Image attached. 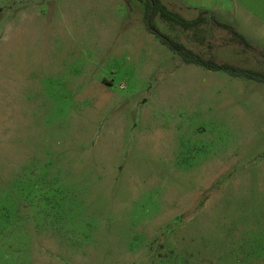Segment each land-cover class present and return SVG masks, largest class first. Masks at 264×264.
Instances as JSON below:
<instances>
[{
    "label": "rangeland",
    "instance_id": "1",
    "mask_svg": "<svg viewBox=\"0 0 264 264\" xmlns=\"http://www.w3.org/2000/svg\"><path fill=\"white\" fill-rule=\"evenodd\" d=\"M223 8L197 35L153 24L264 74V41L216 26ZM144 17L138 0H0V264H264V83L184 63Z\"/></svg>",
    "mask_w": 264,
    "mask_h": 264
},
{
    "label": "trees",
    "instance_id": "2",
    "mask_svg": "<svg viewBox=\"0 0 264 264\" xmlns=\"http://www.w3.org/2000/svg\"><path fill=\"white\" fill-rule=\"evenodd\" d=\"M144 4L145 17L144 22L147 29L156 35L160 41L166 45L170 50L176 52L182 61L186 64H195L205 67L213 71H225L234 77H245L250 80L264 83V74L255 72L252 70L243 69L240 67L218 64L212 60H205L200 55L186 48L184 45L172 40L169 36L162 34L153 24V20L156 16H159L171 29L180 27L184 31H192L194 35H197L204 30L201 26L206 22L205 13H199V15L191 20H187L180 16L178 13L170 11L160 0H138ZM211 21L221 29L228 31L234 36V39L245 48H253V46L247 42L242 35L236 32L232 27L226 24H221L211 18ZM198 40L202 43L204 41L203 35H198Z\"/></svg>",
    "mask_w": 264,
    "mask_h": 264
},
{
    "label": "crops",
    "instance_id": "3",
    "mask_svg": "<svg viewBox=\"0 0 264 264\" xmlns=\"http://www.w3.org/2000/svg\"><path fill=\"white\" fill-rule=\"evenodd\" d=\"M173 1V0H172ZM183 5H188L190 8H193L197 12L202 13H215L219 9H224V11L231 12L233 4L237 6L236 16L234 20H217L221 24H226L232 27L244 39L249 42L251 45H254L259 48L258 40L264 41V18H260L256 13H264V8L256 7L250 8V10L244 8V0H174ZM235 2V3H234ZM240 4V6H239ZM245 13H250L248 17ZM254 13V14H253ZM238 14V15H237ZM232 24V25H230ZM258 44V45H257ZM257 48V49H258ZM262 54H264L261 49H258Z\"/></svg>",
    "mask_w": 264,
    "mask_h": 264
}]
</instances>
